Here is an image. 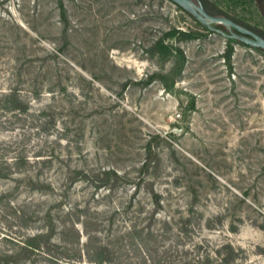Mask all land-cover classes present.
<instances>
[{"label": "rangeland", "instance_id": "1", "mask_svg": "<svg viewBox=\"0 0 264 264\" xmlns=\"http://www.w3.org/2000/svg\"><path fill=\"white\" fill-rule=\"evenodd\" d=\"M201 1L264 31V0ZM231 28L172 0H0L24 102L0 112V236L72 255L78 221L116 264H264V50ZM18 245L7 264H71Z\"/></svg>", "mask_w": 264, "mask_h": 264}, {"label": "trees", "instance_id": "2", "mask_svg": "<svg viewBox=\"0 0 264 264\" xmlns=\"http://www.w3.org/2000/svg\"><path fill=\"white\" fill-rule=\"evenodd\" d=\"M215 15L227 16L231 18L232 20H234L235 22L239 23L240 25L247 27L251 30H254L259 35L264 37V31L251 27L250 25L231 17L229 14H225V13L222 14V12L218 11ZM231 32L232 34H235V35L236 34L241 35V33L234 27L231 28ZM187 35H191V33H187ZM22 100L23 98L20 95V91L16 87H10L7 91L0 90V110H1L0 112H12L13 114L23 112L24 109L22 105L24 104V102H22ZM25 159H29V158H25ZM77 224H78V221H76L75 224L71 223L70 225L75 231V237L79 238V241L75 242L76 243L75 244L76 247L74 248L75 254H72V255H69L66 252H63L61 254V253H56L54 250L52 251L51 243L46 244L45 241L43 240L44 237H47L46 235H48V232H49V231H45L44 228L37 229L39 230L37 234L34 231H32L34 234L30 235L29 238H26V240L17 239V238L12 237L11 235H3L2 237L0 236V239H3V237H5L6 239L10 241L18 243L19 248L23 251L26 250L29 254L38 253L40 255L47 257L48 259H53L57 262L66 261L71 264H86L87 262L90 264H116L117 261H114L115 259L111 257V253L108 251L110 248L109 246L107 247L100 246L101 247L100 248L98 245L99 248L97 250H92V251H90L89 249L87 250L84 249V247L86 248L87 244L81 242L83 233H81L80 229L76 227ZM50 226H53V225L50 224ZM83 226H84L83 232L87 235L88 242H89L91 241L92 233L85 227V224H83ZM52 231H54L53 228H52ZM63 235L64 237L67 238V234H63ZM36 239H42L44 242L40 240V243H37L35 242ZM49 249H51V251ZM106 250L108 252H106ZM20 252L21 251H17V253H13V251L0 249V264H7L9 262H15L16 260L14 259L16 257L23 256V253H20ZM25 257H27V255H25Z\"/></svg>", "mask_w": 264, "mask_h": 264}, {"label": "water", "instance_id": "3", "mask_svg": "<svg viewBox=\"0 0 264 264\" xmlns=\"http://www.w3.org/2000/svg\"><path fill=\"white\" fill-rule=\"evenodd\" d=\"M178 5H180L183 9L187 10L188 12L192 13L195 17L201 19L203 22L205 21H212L216 23H227L237 29L241 35L243 36L244 41L253 44L256 47L264 49V37L259 35L258 33L254 32L253 30L240 25L239 23L235 22L231 18L227 16H217L209 14L202 3L201 0L195 2L194 0H172Z\"/></svg>", "mask_w": 264, "mask_h": 264}, {"label": "flooded vegetation", "instance_id": "4", "mask_svg": "<svg viewBox=\"0 0 264 264\" xmlns=\"http://www.w3.org/2000/svg\"><path fill=\"white\" fill-rule=\"evenodd\" d=\"M195 2H198V0H194Z\"/></svg>", "mask_w": 264, "mask_h": 264}]
</instances>
